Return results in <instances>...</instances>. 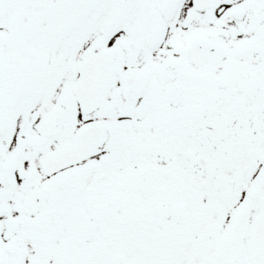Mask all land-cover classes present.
Masks as SVG:
<instances>
[{"label": "snow or ice", "instance_id": "obj_1", "mask_svg": "<svg viewBox=\"0 0 264 264\" xmlns=\"http://www.w3.org/2000/svg\"><path fill=\"white\" fill-rule=\"evenodd\" d=\"M0 264H264V0H0Z\"/></svg>", "mask_w": 264, "mask_h": 264}]
</instances>
